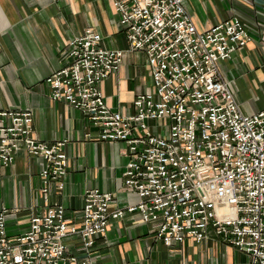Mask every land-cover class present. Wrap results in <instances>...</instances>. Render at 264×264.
<instances>
[{
	"label": "built area",
	"instance_id": "1",
	"mask_svg": "<svg viewBox=\"0 0 264 264\" xmlns=\"http://www.w3.org/2000/svg\"><path fill=\"white\" fill-rule=\"evenodd\" d=\"M187 1H114L129 51L146 55L152 78L133 113L113 111L105 101L101 85L119 70L125 51L102 47L93 29L70 41L66 66L46 79L52 101L85 115L100 141L127 145L123 183L139 201L126 211H111L114 195L97 189L85 193L77 221L63 205H51V187L65 188L68 141L37 140L31 110H0V164L11 165L22 148L42 159L48 205L19 236L8 234L9 210L0 211V264H92L67 240L78 237L90 253L111 220L126 213L157 224L155 239L166 247L216 238L244 253L248 264H264V110L244 114L219 68L252 38L236 17L199 31Z\"/></svg>",
	"mask_w": 264,
	"mask_h": 264
},
{
	"label": "crops",
	"instance_id": "2",
	"mask_svg": "<svg viewBox=\"0 0 264 264\" xmlns=\"http://www.w3.org/2000/svg\"><path fill=\"white\" fill-rule=\"evenodd\" d=\"M114 1L0 0V110H31L37 140L68 141L65 188L51 187L50 204L63 205L74 221L89 190L113 194L111 211H126L139 201L123 183L127 145L100 141L89 119L66 103L52 101L46 85L48 77L66 66L70 41L93 29L102 35V47L125 51L119 70L101 85L107 105L123 114L135 111L136 96L151 90L152 78L146 55L129 51ZM186 8L199 31L235 17L243 21L252 41L221 62L220 73L244 114L264 110V0H188ZM43 164L23 148L11 165L0 164V211L9 210L10 236L27 232L31 218L48 207L41 193ZM157 227L144 223L138 213H126L111 220L90 253L83 251L78 237L67 244L92 264H248L244 253L216 238L166 247L155 239Z\"/></svg>",
	"mask_w": 264,
	"mask_h": 264
},
{
	"label": "rangeland",
	"instance_id": "3",
	"mask_svg": "<svg viewBox=\"0 0 264 264\" xmlns=\"http://www.w3.org/2000/svg\"><path fill=\"white\" fill-rule=\"evenodd\" d=\"M187 264H193V263H192V261H191V260H190V261L188 260V261H187Z\"/></svg>",
	"mask_w": 264,
	"mask_h": 264
}]
</instances>
